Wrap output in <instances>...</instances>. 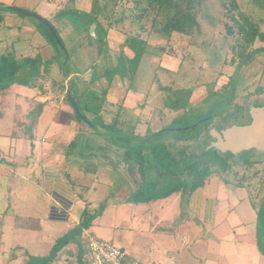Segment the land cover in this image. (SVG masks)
<instances>
[{
	"label": "crops",
	"instance_id": "obj_1",
	"mask_svg": "<svg viewBox=\"0 0 264 264\" xmlns=\"http://www.w3.org/2000/svg\"><path fill=\"white\" fill-rule=\"evenodd\" d=\"M90 2L74 0L73 10L88 13ZM46 6L49 12L55 9L50 3ZM3 16L8 32L23 27L22 19L6 12ZM57 25L59 33L72 26L66 18ZM114 30L109 29L107 37ZM37 40L39 50L30 43L15 56L53 58L49 44L41 37ZM123 54L133 56L127 48ZM115 55L116 60L119 54ZM58 78L59 70L52 66L44 81L48 85ZM44 81L41 89L13 85L0 95V264H88L86 233L112 243L140 264H264L249 190L226 182L219 173L191 193L134 203L124 188L110 193V183L101 181L97 172L72 169V145L79 136L87 144L92 130L77 123L56 85L45 87ZM98 82L107 87L96 92L106 90L102 114L108 103L114 111L122 107L133 113L141 123L148 90L130 93L127 85L117 101L110 92L114 79L107 84L101 78L93 86ZM36 105H42V111L32 125L28 114ZM183 194L187 200L181 204ZM110 199L115 203L109 204ZM84 212L91 221L86 229H79ZM182 235L188 236V244ZM64 236L66 240L54 251Z\"/></svg>",
	"mask_w": 264,
	"mask_h": 264
},
{
	"label": "rangeland",
	"instance_id": "obj_2",
	"mask_svg": "<svg viewBox=\"0 0 264 264\" xmlns=\"http://www.w3.org/2000/svg\"><path fill=\"white\" fill-rule=\"evenodd\" d=\"M219 1H206L202 12L198 15L200 34H195L189 40H178L176 43H169L165 38L155 33L147 34L146 32H141L137 24L128 18L129 10H132V4L123 1L122 8H126L125 19L122 23L111 28V30H115L110 33L109 37L106 36L100 55L97 54L99 47L95 36H93L92 43H90L85 40L86 32L83 33L82 38L79 37L72 26H67L69 28L64 27L60 30L65 48L71 55L69 66L71 68L74 66L81 73L91 68V73L94 72L97 76L102 75L116 64L115 54L126 51L122 41L133 36H140L147 41L146 53L142 57L146 65L144 69L141 68L143 78L139 82L136 81L135 84L140 87L139 89H141L142 93L148 90L145 94L147 95L149 92V95L146 100V107L140 113L141 123L137 129L138 135L144 136L146 127L151 128V132L156 133L163 128L169 129L172 127L177 129L194 126L199 120H205L208 117L211 121L210 127L214 126L218 132L233 124L238 125L246 122L247 116L245 112L250 106H264V50L261 49L264 48V43L255 42L253 48L261 50L258 53L255 52L256 55L251 62L249 61L247 65L240 67L237 73L236 85L233 87L235 92L232 95V100H230L231 88L230 91L227 90L228 82L231 83L235 79L236 67L241 63L239 45L242 44V41L236 35L230 36L227 34L226 25H232V23L225 17V10L221 9ZM46 3L53 5L55 7L54 11L51 9V12H49L50 9L46 6ZM236 3L239 10L252 22L259 25L262 30L264 0H236ZM0 5L6 8L15 7L33 12L48 21L57 30V21L60 18L56 14L59 11H67L74 8L73 4H67L65 0H0ZM78 6L79 2L77 1L75 2V7ZM5 12L22 19L24 24L22 28L14 32H8L9 30H6L3 25L0 27V41H2L0 53L7 50L15 54L20 50H25L30 43L36 44L34 49L39 50L41 45L37 37H41L43 41L48 43L41 34L38 21L8 11V9ZM66 19L71 23L68 18ZM61 20H65V18H61ZM149 25L150 23L147 22V29ZM120 28L125 31L121 32V35L116 30ZM49 50L59 53L50 44L48 45ZM126 54L130 56L128 51ZM103 64L105 67L102 66ZM51 73L53 74V69ZM116 76L117 78H114V84L110 92L117 101L121 99L123 94L125 95L127 85L130 93L137 92L138 88L135 86L129 87L128 79ZM104 79L107 84L111 83L105 77ZM230 79L231 81H229ZM48 85L44 81L43 86L47 87ZM91 87L95 93L107 88L103 82H98ZM162 88L168 90L165 92ZM256 88H260L261 91L254 93ZM172 90H191L193 93L191 96V107L189 106L184 111L186 112L184 115L182 111H169L167 108L162 107L163 100L172 98ZM248 92H251V97L246 96ZM146 95H143V97ZM166 102L170 105L171 99L166 100ZM104 107L106 112L101 114V120L108 124L116 111L108 103ZM89 117L92 118L91 115ZM92 121L96 126L100 124L98 119ZM88 138L90 140L88 139L87 144H84L79 141H83V138L80 139L79 136V139L72 145L71 168L97 172L101 181L110 183V193L122 192L124 188L126 194L131 196L130 199L136 196L138 201L143 202L141 199L146 197L147 194L159 192L169 185L170 179L168 177L158 175V173H166L165 170L146 172V183L140 179L138 174L134 175L136 179L132 181L129 178V169L124 164L119 166L121 171L117 174L113 168L115 160L109 157L110 160L107 164V159L104 156L108 155H102L101 158L99 143L95 142L94 144L93 138ZM175 138L177 136L173 132L167 135L164 134L160 141L171 142ZM194 151L196 152L197 150L195 149ZM247 156L250 162L258 163L250 168L244 167L242 164L243 160L238 158L243 159ZM237 157L229 159L230 170L226 172L219 170V174L232 184L242 182L245 188L249 190L250 200L255 204H259L260 200L264 198V151L242 152L238 153ZM151 182L156 183V186H148ZM139 187L141 193H134ZM179 199L181 204H183L187 200V195L183 194ZM108 203H115V200L110 199Z\"/></svg>",
	"mask_w": 264,
	"mask_h": 264
},
{
	"label": "trees",
	"instance_id": "obj_3",
	"mask_svg": "<svg viewBox=\"0 0 264 264\" xmlns=\"http://www.w3.org/2000/svg\"><path fill=\"white\" fill-rule=\"evenodd\" d=\"M65 1L70 5L74 2V0ZM123 1L132 4V10H129L128 18L137 24L141 32L155 33L165 38L169 43H176L178 40H189L195 34H200L198 15L202 12L207 0H91L88 13L70 9L59 11L56 15L60 19L68 18L79 37L83 38L82 35L86 32V41L92 43L93 36H95L99 47L97 54L100 55L108 30L122 23L125 19L126 8H122ZM219 2L221 9L225 10V17L232 23V25H226L227 34L230 36L236 35L242 41V44L239 45L241 63L236 67L235 79L231 83L228 82V87L226 86L228 91L231 88L230 100H232V95L235 92L233 87L236 85L237 73L240 67L247 65L249 61L251 62L256 55L255 52L258 53L259 50H264V48L259 50L253 48L255 42L264 43V20L261 22V30L259 25L252 22L239 10L236 0H220ZM6 9L8 8L0 5V26L4 21L3 15ZM147 22L150 23L148 29L146 28ZM38 26L48 44L53 46L59 53L54 52L53 58L46 61H42L40 57L17 58L13 52L7 50L0 53V95H4L8 88L13 85L41 89L42 80H45L44 77L47 76L48 70L52 66L57 67L60 78L52 80L50 85H56L55 89L58 95H62L64 101L71 107L77 123L85 124L92 130L89 137L93 138L94 144L95 142L99 143L101 158L102 155H108L104 156L107 159V164L110 158H113L115 160L113 167L115 170L124 164L129 169V178L132 181H135L136 176L132 178L130 172L134 175L138 174L145 183L147 182L145 181L147 179L146 172L166 171L165 176L170 179L169 185L159 192L147 194L146 197L141 199L142 203L164 199L179 192L191 193L212 174L219 173V170L226 172L231 169L228 161L237 157L238 154L222 153L210 147L211 143L215 142L210 131L215 130V127H210L209 117L205 120H199L194 126L177 129L171 127L169 129H172V131H162L158 136H152L155 133L151 132V128L148 127L144 136L138 135L136 131L140 123L139 119L122 107L116 108V113L110 123L105 124L102 122L101 114L106 99V90L101 94H96L91 86L95 81L104 77L111 82L114 76L118 75L122 79L129 80V87L135 86L139 89L135 83L143 78L141 68L144 69L146 65L142 60L146 53V39L140 36L126 38L124 45L132 52L133 56L127 58L123 53H120L116 59V64L104 74L97 76L94 72L91 73V68L86 73L79 72L74 66L71 68L69 66L71 55L65 48L59 31L52 25L63 44V49L59 47L46 26L39 22ZM119 30L125 32L122 28ZM167 62L169 63V61ZM65 81L67 82L65 83ZM162 90L166 92L168 89L162 88ZM259 91L261 89L256 88L254 93H259ZM67 92L73 98L79 115L66 97ZM192 94L191 90H172V98L163 100L162 107L167 108L169 111H182L184 115L186 113L184 111L190 106ZM246 96L251 97V92H248ZM168 99H171L170 105L166 102ZM144 105L142 104L140 108ZM250 107L261 106L254 105ZM248 110L245 112L247 121L232 126L248 125L250 123ZM41 111L42 105H36L29 112L28 119L32 125L35 124ZM82 116H85L90 124L84 122ZM94 119L100 121L98 126L93 124L92 120ZM230 127L223 128L222 131ZM31 128L32 126L29 127V132ZM173 132L177 136L173 141H160L164 134L167 135ZM250 151L252 150L243 153H250ZM238 159L243 160L242 164L247 168L258 163L250 162L248 156ZM226 182L228 181L226 180ZM233 185L245 187L242 182ZM148 186L155 187L156 183L151 182ZM134 193H141L140 187ZM136 198V196H133L131 201L141 203ZM251 206L256 213L255 235L257 248L264 257V198L260 200L259 204L251 201ZM90 221L91 217L86 216V212H84L78 228L86 229ZM66 237L64 236L57 242L54 251L64 243Z\"/></svg>",
	"mask_w": 264,
	"mask_h": 264
},
{
	"label": "water",
	"instance_id": "obj_4",
	"mask_svg": "<svg viewBox=\"0 0 264 264\" xmlns=\"http://www.w3.org/2000/svg\"><path fill=\"white\" fill-rule=\"evenodd\" d=\"M8 11L24 15L26 17L32 18L39 23L46 26L49 32L54 37L55 41L59 45L60 48L63 49V44L51 26V24L45 19L41 18L37 14L26 11L23 9L8 7ZM66 97L69 99L71 106L74 108L75 112L78 114V110L76 104L71 98L70 94L67 92ZM248 114L250 116V123L244 126H231L221 132H216L215 130H211L210 133L212 137L215 139V142L211 143L210 147L217 149L219 152L226 153L229 152L233 155L249 151V150H257L259 152L264 151V106L261 107H250L248 110ZM79 115V114H78ZM84 122L90 124L87 121L85 116L81 117ZM172 131V129H164L159 132H156L152 136H158L162 131ZM151 136V137H152ZM158 173V172H157ZM159 176L166 175V173H161ZM130 176H134L130 172Z\"/></svg>",
	"mask_w": 264,
	"mask_h": 264
},
{
	"label": "built area",
	"instance_id": "obj_5",
	"mask_svg": "<svg viewBox=\"0 0 264 264\" xmlns=\"http://www.w3.org/2000/svg\"><path fill=\"white\" fill-rule=\"evenodd\" d=\"M85 238L88 264H140L136 260L127 258L123 250L108 241L89 233H86ZM181 239L184 244H188V236L182 235Z\"/></svg>",
	"mask_w": 264,
	"mask_h": 264
}]
</instances>
